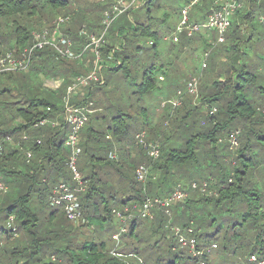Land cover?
I'll list each match as a JSON object with an SVG mask.
<instances>
[{
  "label": "trees",
  "instance_id": "obj_1",
  "mask_svg": "<svg viewBox=\"0 0 264 264\" xmlns=\"http://www.w3.org/2000/svg\"><path fill=\"white\" fill-rule=\"evenodd\" d=\"M142 1L143 5L139 8H145L148 13L152 7H156V0ZM193 1L191 0V4ZM237 1L240 8L229 16V26L223 35L224 41L217 44L222 46L219 56H217L221 60L218 73L214 72L213 57L205 68V70L209 68V79L205 83L199 84L197 98L199 104L194 105L192 101L184 100L181 107L172 110L173 112L177 109L176 115L179 114L180 121L184 122L182 131L186 135L185 139L172 136L173 131L167 132L164 123L160 124L162 130H159L164 139L159 140V157L157 159L153 160L148 156L147 149L137 142L135 133L144 131L146 126H149L151 131H158L160 127L155 126L154 128L149 125L146 114V116H142L144 118L142 124L137 129H132V125L130 126L128 121L123 118V116L130 118V115L123 112L128 109L120 106V102L113 103V105L106 99L104 89L107 86V78H103V85L94 87L92 91L84 90L86 98L83 101L72 100L71 104L76 106L87 100L94 101L96 98L94 104L101 108L100 111H94L89 115L86 124L79 132L80 153L76 162L77 170L82 176L83 190L74 192V195L78 201L80 214L83 220L87 221L83 225L95 226V230L98 231V235H93L92 240L85 239L80 243H75L78 234L72 232L73 222L66 217L62 207L50 204L49 197L58 182L63 181L70 187L77 186L68 168L71 151L65 142L69 125L61 117L62 97L71 77L87 74L88 70L81 63L86 58V54L90 55L88 56L90 60L94 54L90 50L86 51L79 63L78 58L63 59L53 48L46 46L32 52L27 71L0 73V139L2 141H0V181L7 188L6 193L0 191V264H132L125 263L122 256L116 252V248L120 246L121 238L137 243L140 238L137 237L138 228L145 220L151 230L149 238H152L154 242L153 248L157 247L160 250L162 241L166 244L165 248H161L156 262L159 261V264H198V257L190 253L188 249L180 247L175 235L171 237L169 243L166 242L165 233L168 229L165 218L167 215L159 208L152 210V218H140L134 215L131 219H127V231L120 235L118 244L112 239L114 234L109 235L108 239H105L103 235L104 231L108 230L105 222L117 220L112 213L113 210L119 209L121 212L125 207L131 208L134 204L139 205L145 195L160 197L170 194L173 191L170 182H172L173 174L176 173L174 170H178L180 167H182L180 170H185L186 174H182L184 177H206L204 180L207 179V181L209 180L207 176L217 178V182L211 184L216 192V197L200 194L199 203L196 198H187L185 205L179 206L181 212H184V207L187 210L190 207V215L193 217L188 218L190 225L179 222L182 215L178 213L174 218V223H180L181 227L177 226L180 230L191 228V237L196 239L197 249L210 248L215 245L214 249L202 256V259L208 262L210 253H214L218 249L217 245L211 241L219 243L220 238L217 237L222 233V229H224L222 234L224 255L230 257L231 254L238 252L240 256L242 254L247 256V263L250 255L264 256V193L258 188L262 181L261 177H264L262 172L264 169L262 168L264 166V108L261 103H255L253 93H249V87L255 80L253 71L257 68L255 65L250 66L243 62L245 53L241 52V44H249L252 40L253 29L247 37H243L242 30L243 27L250 25L253 18L252 1L254 0ZM214 2L215 0L210 1L205 21L195 24L204 25L212 9H220L224 4L223 1H219L217 4ZM100 4L101 8L108 5L109 8L111 7V3ZM70 6L71 0H0V55L11 50L19 52L25 47L31 46L33 30H37V26H40L42 22L51 21L60 15H69ZM131 11L128 10L122 15L129 16L128 13ZM167 14V11H164L162 17L165 18ZM148 19L150 20L151 17L148 16ZM132 24L134 26L130 29L140 31V34L153 38L155 42L150 43L151 48L156 47L158 39L166 36L159 33V30L154 31L148 27H143L140 30V27L135 26L139 24L135 20H132ZM94 25L95 23L93 25L86 24L90 34L97 35L93 30ZM176 26L172 31L173 35ZM96 27L101 26L97 24ZM102 28L99 33L102 32ZM201 29L205 32H212L207 28H200L190 36L186 32L179 34L186 35L184 38L187 40L183 39L182 41L177 37V41H174L173 36L171 40L183 47L185 43H190L189 39H193L192 42L195 43L197 40L206 46L208 41H206V36L203 37L199 34ZM109 31L108 28L106 36ZM110 32L111 40L107 42L108 45L105 44V36L100 54L105 61L115 62L116 65L106 69L115 72H119L121 69L125 72L128 70V75L134 74L133 77L136 79L137 73L141 70V81L138 83L137 90L140 96H150L153 91L159 90L157 83L161 82V75L166 76L167 80L169 77L171 78L169 76L171 67L168 66H172L174 70H177V67L182 68L183 63L173 66L171 62H168V66H166L162 61L159 63V59L154 62L155 58L159 56L156 51L154 56L146 59L148 60L146 64L143 61L139 62L133 72L127 68L128 59L132 57L127 42L125 45H119L121 49L118 51L112 47L113 42H116L115 39L123 36L121 34L123 29L115 33ZM215 32L216 42L218 33ZM65 33L74 45L75 43L80 45L78 49H74L73 46L75 52L80 51L86 44V38L79 36L78 32L75 33L69 28ZM209 57L210 52L207 60L210 59ZM142 66L144 67L142 68ZM181 68L172 77L176 79L175 82L173 81L175 94L177 90H182V85L185 84L180 83V77L184 75L179 76ZM101 70L103 72V69ZM26 75L38 80V85L35 88L29 87ZM38 76L45 79L62 77L64 80L62 86L53 90L45 87ZM13 83H16L17 87H10V84ZM173 84L171 82V86ZM258 91L260 96L257 100L262 99L264 88L260 87ZM112 106H114L115 113L108 112ZM206 108L208 110L205 113ZM212 109H215V112L210 114ZM144 110L146 111V108H143ZM128 111L130 113V110ZM170 115L167 116V119L166 117L163 119L173 124ZM110 116H112L111 119ZM17 119L20 120L19 123L16 122ZM45 119L49 122L34 127V124ZM174 120L177 121V117ZM50 122H56V124L53 126ZM212 122L216 123L212 125ZM179 131L180 129L177 132ZM232 131L240 133L239 136L237 135L240 146L234 153V165L228 164L231 166L230 168L220 166L222 170L220 175L217 174V170L213 172L216 166H208L207 174L204 175L202 170L203 176H198L196 173L199 170L195 165L199 160L200 152L204 153L205 151L201 150L202 145H208V151L210 149L218 150L217 145L223 138L220 136L227 137ZM24 134L28 137L27 141L22 140ZM7 137L16 143L9 145ZM187 137L188 139H186ZM180 140L183 144L176 147V141ZM37 141L39 142L37 143ZM119 142L120 144H118ZM114 143L120 145L116 151H113ZM25 150L32 154L28 161ZM131 150L136 151V154L139 150V156L130 158ZM113 152H116L115 159L109 157V154ZM227 157L229 156L227 155ZM142 162L152 163L153 174L150 179L154 181H147L146 194L143 193V185L136 180L134 174L135 169ZM167 182H169L170 188L164 190ZM195 182L198 183V181ZM192 192L197 193L198 191ZM34 203H37L36 206L42 205L44 210L42 218H45V221H41L39 215L32 211ZM209 205L227 206V211L231 212L232 216L211 225L210 230L204 229L203 232L200 229L206 228L210 224L207 222V215H205L207 210L201 206ZM197 216H200L199 221L194 219ZM10 217L13 218L14 225L13 221H8ZM193 219L197 226L195 229L191 224ZM211 219L214 220V217ZM12 228H16L20 234L19 239L16 240L17 243L13 242L15 245L11 242L14 235ZM131 244L127 243L130 251L128 256H134L131 260H136L139 256L138 248L136 246L131 248ZM228 250H230V254L227 253ZM143 253L145 258H149L152 247H149L148 251L145 247ZM52 256L55 257L54 261L50 260ZM149 263L145 259L142 260V264ZM230 263L228 261L227 264Z\"/></svg>",
  "mask_w": 264,
  "mask_h": 264
},
{
  "label": "rangeland",
  "instance_id": "obj_2",
  "mask_svg": "<svg viewBox=\"0 0 264 264\" xmlns=\"http://www.w3.org/2000/svg\"><path fill=\"white\" fill-rule=\"evenodd\" d=\"M118 0H111L110 2H108L107 0H71V11L69 13L68 16H70V21L66 22L61 28V32L64 34L65 31L67 32L68 29H72L73 31H75V33H79V31L84 30L87 31L88 34L91 33L90 31H88V28L86 26L87 23L90 24H94L93 30L96 31L97 35L102 28V32L104 30V25L103 22L105 20L104 17V12L109 10V5L105 6L104 8H101V4L100 3H106V4H110L111 6ZM210 1L211 0H196L194 3L191 4V0H156L155 2V6L156 7H152V10L150 11V13L147 12V10H145V8H139L143 5V1L142 0H136L135 4L133 6H131L128 10L131 11L128 13V15H119L116 16L114 19V21L111 22V24L109 25V29L110 31H113L114 33L123 29V32L121 33L123 36H120V38H116V42H113V49L118 51L121 49V47L119 45L123 44L125 45V42H127V47H129V51L132 54V57H130V59H128V63H127V68L129 70H132L133 72L135 71V67L137 66V64L141 61H143L145 64L147 63L148 57H152V55L154 53H156V51L158 52V57L155 58L154 62H156V60H160L158 61L159 63L162 61L164 62L163 65L168 66V62H171L173 66H176L182 63L188 64L189 71H183V69L181 67H177V70H174V68L172 66H168L171 67L170 72L171 74H169V76L174 77L175 74H177L178 70L181 68V73L180 75H183L180 77V83H184L189 81L190 79H192L193 77H197L199 79V84L201 85L202 83H205L208 79H209V68L208 69H204L201 70V63L203 60V54L205 51H209L210 52V59L207 60V64L209 65V61L212 59V61L214 62V72L218 73V70L220 69V57L219 56V52L222 49V46H218L215 45V39H216V32L212 30V32L206 33L205 30L201 29L202 31L199 33L200 35H206V41L207 44L206 46H204L201 43H196L192 42L193 39H189L188 41H190V43L188 44L185 43L184 47L181 44L178 43H173L171 38L173 36V29L176 26V24L179 23V20L181 19V14H182V10L184 9H188L187 15H188V20H189V24L193 23H202L205 21L206 19V14L208 13V10L210 8ZM191 4V5H190ZM190 5V6H189ZM252 5L254 6V11H253V18L250 21V25L249 26H245L243 27L242 30V35L243 37H247V35L252 31L253 29V35H252V40L250 41L249 44L247 43H242L241 44V52L245 53V57H244V61L246 62L248 65L252 66L255 65V67L257 68V70H254L253 72L255 73V80L253 82V84L249 87V93H253V101L255 103H261L262 107L264 108V93L261 95L262 99H258L257 98L260 96L259 95V91L258 88L263 87L264 88V0H254L252 1ZM135 7H137V9H135ZM158 7V8H157ZM127 10V11H128ZM164 11H167V16L165 18L162 17V14ZM127 13V12H126ZM63 16V15H60ZM67 16V15H66ZM148 16L151 17V19H148ZM59 17V16H58ZM118 17V18H117ZM117 18V19H116ZM57 18L52 19L51 21H46V22H42V24H40V26H37V30H43L49 27L54 26V21ZM132 20L137 21V23H139L138 26L140 27V30L143 27H148L151 28L152 30H159L158 32L166 35L165 37H167L166 39L160 38L156 41V47L155 48H151L150 47V43H153V38L149 37V36H144L142 34H140V31H133L134 24H132ZM100 25L101 27H96V25ZM159 26H162L161 28ZM36 29H34L33 31H35ZM36 30V31H37ZM109 31V32H110ZM106 36L107 31L104 35V38L106 36V42H109V40H111V37L109 35ZM172 32V33H171ZM66 34V33H65ZM100 34V33H99ZM111 34V32H110ZM198 34V35H199ZM214 36H213V35ZM95 35V34H94ZM68 36V35H67ZM184 36L186 35H179L177 34L178 38H181L182 41L183 39L187 40V38H184ZM155 42V41H154ZM108 45V43H107ZM102 47V46H101ZM100 52V49H99ZM112 54V52H111ZM147 57H146V56ZM86 56H90L89 54H86ZM102 55H99V60L97 61V65L96 67H98L99 69H103V72L101 70V77L108 80L107 82V86L104 89V93L106 96V99L110 102V104H118V102H120V106L125 107L126 109L130 110V113L128 110H123L124 113H127L128 115H130V118H128L127 116H123V118L128 121L129 125H132V129H137L139 127L140 124H142V122L144 121V118L142 116H146L147 114V121L149 123V125L154 126H159L160 128H158L157 130H152L154 132L149 130V126H146L144 129L145 132V142L147 144H154V143H158V146L160 145L159 140H163V136L161 135V131L159 129L162 130V125H165V130L168 132H172V136L175 135V137H180L182 139H185V133L182 131L183 129V123L180 120V115H176L174 110L172 112V107L171 104L169 103V101L174 97V89H175V83L172 86V90L167 86V82L168 80H166V76L161 75L159 73V75H161V77H163V81L157 83V86L159 87V90H155L151 93L150 96H140L137 92L138 90V83L141 81V70L137 73V79L133 77L134 74H132V76L128 75V70L127 72H125L124 70H120L119 72H115V71H109L106 68L108 67H114L116 65V63L114 62H110V61H105L103 59V57H101ZM154 56V55H153ZM177 56V57H175ZM83 58V57H82ZM81 58V59H82ZM79 59V63L81 61L80 58ZM92 60H94L93 63V67L96 63V55L93 56ZM151 61V60H150ZM157 62V63H158ZM84 65V62H81ZM157 63H154L155 65H158ZM245 63V64H246ZM92 67V68H93ZM144 66H142L143 68ZM210 67V66H209ZM255 69V68H254ZM92 70V69H91ZM90 72V71H89ZM87 72V74L89 73ZM169 73V72H168ZM86 75V74H85ZM85 75H76V76H85ZM199 75H201V77H199ZM140 76V77H139ZM178 76V77H179ZM26 77L28 78V84L29 87L35 88V86L38 85V80L33 79V77H31L30 75H26ZM75 76L70 78V82L71 79L74 78ZM177 77V78H178ZM39 80L42 81L43 85L46 87H49V85L46 83H44L45 78L42 76H38ZM169 77V79H171ZM134 79V80H133ZM224 79V78H222ZM57 80L59 81V79L57 78H53V82ZM60 80H62V77H60ZM64 80V78H63ZM201 80V82H200ZM204 81V82H203ZM69 82V83H70ZM63 83V82H62ZM61 83V84H62ZM99 85V84H98ZM184 85H182V90L184 89ZM198 85V88L199 86ZM17 87L16 83L10 84V87ZM84 91V90H83ZM54 93V92H52ZM78 94L82 93V91L80 92H76ZM78 98V96H76ZM198 98V93L195 96H191V95H184L183 99H182V103L185 101H192L194 105L199 104L197 101ZM96 100V98L94 99ZM119 100V101H116ZM59 102V101H58ZM73 101L71 100V96H70V104ZM181 103V106L183 105ZM113 104V105H114ZM63 105V104H62ZM61 106V103H60ZM180 106V107H181ZM143 108H146V111H143ZM179 108V107H178ZM205 109V108H203ZM208 109L206 108L205 113ZM108 112L110 113H115L114 110V106H112ZM169 113H171L172 115H170ZM113 115V114H112ZM170 115L171 117V121H173V124L167 120H164L163 118ZM112 116H110L111 119ZM177 117V121L174 120V118ZM216 121V120H214ZM17 123L20 122L19 119L16 120ZM179 122V123H177ZM190 124V121H188ZM216 122H212L211 124L213 125ZM199 125V124H198ZM201 125V124H200ZM105 127V126H104ZM106 128V127H105ZM178 129H180L179 132ZM134 131L132 132L133 135ZM136 133H135V138H136ZM240 135V133H238V136ZM131 136V135H130ZM237 136V138H238ZM223 137L220 141V143H218V150H209V146L208 145H202L201 150H205L204 153H202V151L199 154V160L197 162V165H195V167L198 168V172L196 173L198 176H203L202 175V170L204 171V175L205 173L207 174V172L209 171V167L208 166H216V168L213 169V172H216L217 170V174L220 175L221 173V167L220 166H225L226 168H230L231 166L234 165V159L233 157L235 156V152L238 150L237 148H231L230 147V143L227 141V138L225 136H220ZM188 139V137L186 138ZM238 140V145L240 146V140L239 138ZM1 141V139H0ZM2 142V141H1ZM9 142V141H8ZM15 141L9 142V145L11 144H15ZM120 144V142L118 143ZM117 143H114V149L113 151H116V149H118L120 147V145H118ZM183 142L180 141H176L175 145L176 147H179L180 145H182ZM220 144V145H219ZM238 146V147H239ZM26 151V150H25ZM131 154H130V158H137L139 156V150L136 154V151H132L131 150ZM136 154V156H135ZM227 155L229 157H227ZM28 161V160H27ZM224 163H223V162ZM141 164H145L146 166H148L149 168V176L147 181L152 180L150 179L153 171H152V163H147V162H142ZM139 164V166L141 165ZM228 164H230L231 166H229ZM138 167V166H137ZM182 168V167H180ZM180 168H178V170H174L175 175L173 174V179L172 182H170V186L173 187V189L178 185L181 188L185 189L188 192V196L187 198H196L197 200L199 199V197L201 196L200 194L201 192H192L188 190V185H190L189 183L191 182H195L198 181V183L201 182H208L209 185V190L211 192L210 195H206V196H213L216 197V192H214V187L211 184H214L215 182H217V178L213 177V176H207L208 177V181L207 179L204 180V178L206 177H192V178H188V176H182V174H186L184 171L185 170H180ZM264 168V166L262 167ZM227 172V170H226ZM262 172L264 173V169H262ZM262 181H260V187L264 190V177H261ZM1 182V181H0ZM177 184V185H176ZM147 186V182L145 184ZM169 186V182H167L165 184V187L163 188L164 190H167L170 188ZM259 190L261 192L264 193V191L260 188ZM208 191V190H207ZM1 193V192H0ZM6 193V192H5ZM146 194V193H145ZM51 195V194H50ZM162 195V194H161ZM205 196V197H206ZM2 197V196H1ZM165 197V196H160V198ZM187 198L182 201L181 203H178L174 208H170L169 213L170 215L167 216V218H165V224L167 226L168 231L166 230L165 233V240L166 242L169 243L171 237L174 235L173 231H172V226L173 227H181V225H179L181 222L182 224H189L190 221L188 220V218H191L192 216L191 214V210L190 207L188 208V210L186 209V207H184V212H181L182 210L180 209L181 207L179 206H184L185 205V201L187 200ZM35 202V201H33ZM199 203V200H198ZM32 205V204H31ZM37 203H34L32 211H35L41 221H45V218H42V214L44 212L43 207L36 206ZM204 207V210H207L205 212V215H207L208 219L207 222H209L210 226L208 225L206 228H201L200 231H203L204 229L210 230L211 225L213 224H217L219 221H223V220H227L228 218H230L232 216V213L227 211V206H223V205H219L217 207H214V205H209V206H201ZM132 208V207H131ZM131 208L129 209L128 207H125L123 209V211H121V213L125 216H132V215H136V211H132ZM179 210H177V209ZM125 209H127V213L128 214H124ZM117 211H120L119 209ZM180 214L182 215V218L180 219L181 221H179L178 223H174V218L176 214ZM165 214V213H164ZM166 215V214H165ZM189 216V217H188ZM202 217H204V215H201ZM115 217V216H114ZM212 217H214V220L211 219ZM116 218V217H115ZM193 218V217H192ZM117 219V218H116ZM196 221H199L200 216H197V218H194ZM194 219L192 220L191 224L193 226V228L195 229L197 226ZM118 220V219H117ZM112 220L111 222H105L106 227H108L106 231H104V238L108 239L109 235L111 234H115L118 233L120 230V224L122 222H119V220ZM8 221H13V218L10 217L8 218ZM14 223V221L12 222V224ZM83 223H87V221L82 219L79 222H73V231L78 234L77 236V240L75 241V243H80L83 240H92L93 235L97 236L98 235V231L95 230L96 227L95 226H87L86 224L83 225ZM120 223V224H119ZM14 225V224H13ZM190 225V224H189ZM67 226H69V224H67ZM82 226V227H81ZM15 227V226H14ZM77 227H81V228H77ZM45 229H47L48 227H44ZM139 232H138V238L139 240L136 242L132 241L130 242L129 239H125V238H121V243L120 246L118 248H116V252L118 254H120L122 256V259L125 263H132V264H142V260H146L149 261V264H159V261L156 262V259L159 257L160 253H161V248L164 247L165 245L164 242L162 241V243H160V250L159 248H153V244L154 242L152 241V238H149V234H151V230L150 227L148 225L147 220H145L142 225L138 228ZM12 230H14L12 228ZM223 231L224 229H222V233H220L218 235L217 238H220L219 243L217 241H211L214 244L217 245L218 249L214 251V253H210V255L208 256V262L207 264H227L228 261L231 262L230 264H249V262L247 263V256L245 255H241L240 253H235V254H231L230 257H228L227 255H224V248H223V244H224V240H223ZM204 232V231H203ZM13 235V240L10 241L13 243H17L16 240L19 239L20 234H18L17 229L15 228L14 231H12ZM41 233V231H40ZM39 233V235H40ZM122 240L123 243H122ZM108 241V240H107ZM4 242L2 241V244ZM13 243V244H14ZM128 244H131V248L136 246L138 248V258L135 260H131L133 257L132 256H128V254L130 253V251L128 250ZM15 245V244H14ZM210 245V244H209ZM212 245V244H211ZM113 246V245H112ZM111 246V247H112ZM145 247L148 251L149 247H152V253L150 254L149 258H145V255H143ZM210 247V246H209ZM114 249V246L112 247ZM182 248H186V247H182ZM158 249V250H157ZM179 249V248H176ZM187 249V248H186ZM185 249L186 252H188ZM205 247H204V251H205ZM230 250H228V254H230L229 252ZM111 252V251H110ZM190 252V251H189ZM147 253V252H146ZM191 253V252H190ZM207 254V252H205ZM134 254V253H132ZM131 254V255H132ZM240 256V257H239ZM51 261L55 260V257L52 256L50 257ZM200 260H198L199 263Z\"/></svg>",
  "mask_w": 264,
  "mask_h": 264
},
{
  "label": "built area",
  "instance_id": "obj_3",
  "mask_svg": "<svg viewBox=\"0 0 264 264\" xmlns=\"http://www.w3.org/2000/svg\"><path fill=\"white\" fill-rule=\"evenodd\" d=\"M136 0H118L116 1L109 10L104 12L105 20L103 22L104 30L99 35L88 34L87 31H79V36L85 37L86 44L81 48L80 51L75 52L73 50L74 43L73 41L65 34H63L60 28L68 21H70V16H59L54 21V26L32 32V45L25 47L23 50L16 52L15 50L8 51L4 55H0V73L4 72H25L29 68L30 58L34 50L42 49L43 47L49 46L55 50L59 57L63 59H77L82 58L84 53L90 50L94 56L96 55V63L93 69L86 74L85 76H75L71 79V82L66 86L65 94L62 97V114L61 117L69 125V132L67 134L65 144L69 147L71 154L69 157L68 168L71 171L73 180L77 183V186L70 187L65 182H58L51 191L49 197V202L52 206H60L64 211L66 217L72 221L77 222L82 219V215L79 211L78 201L74 192L83 190V181L82 176L77 170V158L80 153L79 143V132L82 127L86 124L88 117L91 113L94 112V103L90 100L84 101L79 105L70 104V96L76 92L83 91L86 88H89L92 84L103 85L104 80L99 73L100 69L96 67L97 61L99 60V49L104 43V35L116 16L122 15L125 13L131 6L135 4ZM194 0L192 3H194ZM219 1H223L224 4L220 9H212L211 13L207 17V21L204 25H190L188 24V9L182 10L181 19L178 25L175 28L173 35V40L177 41V34L186 32L188 36L193 34L195 31H198L200 28H207L209 30H215L218 33V38L215 42V45L222 43L224 41L223 35L226 29L229 26V16L240 8V4L237 0H215L214 4H217ZM209 56V51L204 52L203 60L201 63V70L206 67V61ZM201 77V75H199ZM63 82V80H62ZM61 82V83H62ZM60 86L59 84H57ZM199 79L193 77L189 81L185 82L183 90H177L175 96L169 101L172 109L178 108L181 106L182 99L184 95L195 96L198 93ZM56 87H47L53 90L58 88ZM215 109L210 111V114H213ZM47 119L39 121L34 124V127L48 123ZM51 125H55L56 122H50ZM145 132L141 131L136 135V140L143 148L147 149L148 156L155 160L159 157V146L158 143L147 144L145 142ZM238 131H232L226 137L227 141L230 143L231 148H238L237 140ZM7 141L12 142L13 140L10 137L6 138ZM23 141H27V135L22 136ZM39 141H37L38 143ZM1 150V142H0ZM27 160L31 158V152H25ZM109 157L115 159V153H110ZM135 178L138 182L143 185V193L145 194V184L149 176V168L145 164L138 166L135 171ZM6 187L0 182V191L5 193ZM189 190L199 191L204 193V195H210L208 182L204 181L201 184L192 182L189 185ZM208 190V191H207ZM188 196V192L176 186L173 191L165 197H150L145 195L144 200L139 205H132L131 210L136 211V216L140 218H152L153 209H161L167 216L170 215L169 210L172 206H176L178 203L184 201ZM129 208V207H128ZM130 209V208H129ZM125 209L124 214L127 213ZM113 215L122 222L120 224V230L118 233L112 235V239L119 243V237L121 234L127 231L126 221L131 219L134 215L125 217L120 211L113 210ZM15 230V228H14ZM13 230V231H14ZM172 231L177 237V243L180 247H186L194 256H197L199 263L198 264H207L202 258L205 252H208L211 249L215 248V245H212L210 248L197 249L196 239L191 237L192 230L191 228H185L180 230L177 227L172 226ZM249 264H264V256L250 255Z\"/></svg>",
  "mask_w": 264,
  "mask_h": 264
},
{
  "label": "crops",
  "instance_id": "obj_4",
  "mask_svg": "<svg viewBox=\"0 0 264 264\" xmlns=\"http://www.w3.org/2000/svg\"><path fill=\"white\" fill-rule=\"evenodd\" d=\"M206 33H208V32H206ZM206 36V35H205ZM204 35H203V37H205ZM197 43H200V42H197ZM78 48H80V45L78 44V43H75V45H74V49H78ZM82 61V60H81ZM82 62H84V67L88 70L87 72H89V71H91V69H93L92 67H93V63H94V60H90L87 56H86V58L82 61ZM206 67H207V61H206ZM205 67V68H206ZM204 68V69H205ZM182 69H183V71H189L188 69H190L189 68V65L188 64H185V63H183L182 64ZM203 69V70H204ZM101 70V69H100ZM186 71V72H187ZM57 79H59V81H57V80H55L54 82H53V79H45L44 80V83L46 84H48L49 85V87H56V86H58L57 84H59L60 86H62L61 85V82H62V80H63V78H62V80H60V77L59 78H57ZM160 80L161 81H163L164 79H163V77H160ZM167 80V79H166ZM176 81V79H173V78H171V79H168V82H167V86H168V89L170 88L171 90H172V86H171V82H172V84L174 83V82ZM185 83V82H184ZM60 86H58V88L60 87ZM96 86H101V85H98V84H92L89 88H86V89H90L91 91H92V89H94V87H96ZM57 88V89H58ZM86 89H84V90H86ZM94 91V90H93ZM84 92L85 91H82V93H80V94H78V93H75V94H73L72 95V97H71V100H75V99H78L79 101H83L85 98H86V95L84 94ZM96 93V92H95ZM76 96H78V98L76 97ZM93 101V100H92ZM95 101V100H94ZM94 101H93V103H94ZM94 111L96 112V111H100L101 110V108H100V106H95V104H94ZM116 153V152H115Z\"/></svg>",
  "mask_w": 264,
  "mask_h": 264
}]
</instances>
